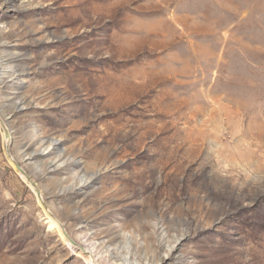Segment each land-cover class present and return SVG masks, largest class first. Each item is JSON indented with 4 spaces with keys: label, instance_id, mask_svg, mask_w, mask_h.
Wrapping results in <instances>:
<instances>
[{
    "label": "rangeland",
    "instance_id": "374dc122",
    "mask_svg": "<svg viewBox=\"0 0 264 264\" xmlns=\"http://www.w3.org/2000/svg\"><path fill=\"white\" fill-rule=\"evenodd\" d=\"M0 73V264H264V0H0Z\"/></svg>",
    "mask_w": 264,
    "mask_h": 264
},
{
    "label": "bare ground",
    "instance_id": "6f19581e",
    "mask_svg": "<svg viewBox=\"0 0 264 264\" xmlns=\"http://www.w3.org/2000/svg\"><path fill=\"white\" fill-rule=\"evenodd\" d=\"M114 55V54H113ZM158 73V72H157ZM1 75H3V73H0V77H1ZM157 75V74H156ZM159 75V74H158ZM147 76V75H146ZM159 77V76H158ZM101 82V81H100ZM102 83V82H101ZM106 84H105V86L106 87H108V86H111V84H112V82H108V81H106L105 82ZM144 83V82H143ZM142 83V84H143ZM146 83V82H145ZM115 84V83H114ZM139 84V83H138ZM147 84V83H146ZM120 87H126L125 85H121ZM86 89V88H85ZM123 89V88H122ZM84 90V89H83ZM97 91V90H96ZM108 92H109V90H108ZM114 94V93H113ZM123 94V93H122ZM117 95V94H116ZM136 97V96H135ZM126 100V99H125ZM131 101V100H130ZM0 121H1V123H2V125H3V128L5 127V133H6V136H7V138H6V140L7 141H9L12 137H13V135H12V132H11V130L8 128V126H7V124H6V121L5 120H3V119H1L0 118ZM6 141V142H7ZM5 146H6V144H5ZM14 160V158L13 157H11V160ZM15 161V160H14ZM25 173V172H24ZM22 173L23 174V176L28 180V181H30V183L32 184V186H34V188L35 189H37V186H36V184H35V182L31 179V177L27 174V173ZM51 222H52V226H54L55 224H54V222H53V220H54V218L52 217L51 219H49ZM77 246H80L79 244H77V243H75Z\"/></svg>",
    "mask_w": 264,
    "mask_h": 264
},
{
    "label": "water",
    "instance_id": "95a60500",
    "mask_svg": "<svg viewBox=\"0 0 264 264\" xmlns=\"http://www.w3.org/2000/svg\"><path fill=\"white\" fill-rule=\"evenodd\" d=\"M22 169V168H21ZM22 173H24L23 169H22ZM25 174V173H24Z\"/></svg>",
    "mask_w": 264,
    "mask_h": 264
}]
</instances>
